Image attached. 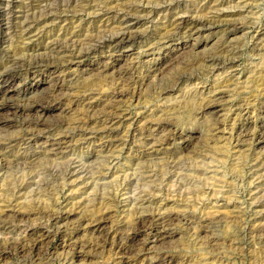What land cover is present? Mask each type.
<instances>
[{
  "label": "rangeland",
  "instance_id": "374dc122",
  "mask_svg": "<svg viewBox=\"0 0 264 264\" xmlns=\"http://www.w3.org/2000/svg\"><path fill=\"white\" fill-rule=\"evenodd\" d=\"M128 3L140 6L132 43L73 60L72 40L91 47L87 38L120 26ZM27 13L49 14L23 34ZM170 14L204 16V25L164 39ZM32 54L44 62L13 64ZM5 69L0 218L12 226L0 243L14 244L3 245L0 264H264V0H0ZM36 99L43 111L1 108ZM169 213L159 229L132 226L140 214Z\"/></svg>",
  "mask_w": 264,
  "mask_h": 264
},
{
  "label": "bare ground",
  "instance_id": "6f19581e",
  "mask_svg": "<svg viewBox=\"0 0 264 264\" xmlns=\"http://www.w3.org/2000/svg\"><path fill=\"white\" fill-rule=\"evenodd\" d=\"M208 1V0H207ZM213 2V1H212ZM138 3V2H137ZM140 3V2H139ZM46 4V3H45ZM141 4V3H140ZM209 4V3H208ZM212 4V3H211ZM210 4V5H211ZM38 5V4H37ZM49 5V4H48ZM205 5V4H204ZM208 6V5H207ZM206 6V7H207ZM44 7V6H43ZM45 7H47V6H45ZM44 7V8H45ZM206 7H202L201 9H202V11L203 10H206ZM39 8H41V7H39ZM139 8H140V6L139 5H136V4H134V3H128V4H125V5H122V7H121V11H122V13H121V15H120V17H122V19H121V21H120V26H118V27H111V28H109V30L107 29H105V30H103V32H102V34L100 35V36H92V37H89V38H87V40L89 39L91 42H93V44H91V47L89 46V48L87 47V49H82L80 46H79V43H76V41L75 40H72V42L70 43V45H71V48H73V49H75V51H73L72 53H71V56H72V59L74 60V59H76V58H79V59H81L82 57H86V56H88V55H90L91 53H96L103 45H113L114 46V48L116 49V48H121V47H126V46H128V45H130L131 43H132V41L134 40V34L131 32V29H132V26H130V20H129V18H130V16H133L132 14H134V12H136V11H138L139 10ZM209 8H210V6H209ZM215 8V7H214ZM218 8V7H217ZM29 9V8H28ZM47 9H49V7L47 8ZM199 9V8H198ZM198 9H197V11H198ZM216 9V8H215ZM213 10V9H212ZM35 11H37V10H35ZM41 11H44L43 9L41 10ZM46 11V10H45ZM120 11V10H119ZM196 10H195V12H197ZM201 11V12H202ZM48 12V11H47ZM199 12V11H198ZM200 13V12H199ZM49 14V13H48ZM47 14V15H48ZM34 16H30L28 13L26 14V16L24 17V19L25 20H23V22H22V24H21V26H20V30L22 29V31L24 32L23 34H25V33H31L32 31H33V27H35V26H33V24L35 25V24H39V22L41 21V18H43L44 16H47V15H42L41 16V18L39 17V16H37V18H36V15L35 14H33ZM41 15V14H40ZM135 15V14H134ZM184 15V14H183ZM190 16V15H189ZM195 16V15H194ZM194 16H192V17H194ZM198 16V15H197ZM191 17V18H192ZM198 17H200V16H198ZM202 17H204V16H202ZM202 17H200V18H197L195 21L194 20H191L190 18H185L184 16H182V14H180V15H176V14H170V15H168V16H164V18H168V20L169 19H171V18H173V20L171 19L170 20V24H169V26L171 27L170 29L171 30H166V31H164V33H162L161 34V36L164 34V35H166V37H164V39L165 38H168V36L169 35H172V34H170L169 32L170 31H175V33H177V32H180L181 30H183V29H188L189 31H191V30H195V29H198V28H200L199 27V25H201V24H203L204 25V23H200V24H198V21L200 22V20H203L204 18H202ZM195 18V17H194ZM205 18H207V17H205ZM193 19V18H192ZM8 20H9V18H8ZM12 20V19H11ZM15 20V19H14ZM30 20V22L31 23H33V24H31L30 22H27V21H29ZM25 21L27 22L26 24H25ZM164 21H165V19H164ZM204 21H207V20H204ZM18 22V21H17ZM208 22V21H207ZM14 23V22H13ZM167 24H168V22H167ZM19 25V24H18ZM16 26V25H15ZM33 26V27H32ZM166 26V25H165ZM9 27V26H8ZM14 27V26H13ZM17 27V26H16ZM15 27V28H16ZM23 28H25V29H23ZM166 28V27H165ZM17 29H18V27H17ZM187 31V30H186ZM109 32V33H108ZM188 32V31H187ZM22 34V35H23ZM100 34V33H99ZM98 34V35H99ZM168 34V35H167ZM174 34V33H173ZM163 39V40H164ZM82 41V40H81ZM59 42V41H58ZM58 42H54L53 44H52V47H53V49H59V50H62V48L64 47L63 45L65 44H60V43H58ZM68 42V41H67ZM70 42V41H69ZM86 42V41H85ZM90 42V43H91ZM62 43V42H61ZM89 43V42H88ZM68 47H69V45L68 44H66ZM65 45V46H66ZM80 45H83L82 43L80 44ZM66 46V47H67ZM29 47V46H28ZM24 49V48H23ZM27 49V48H26ZM65 50V49H64ZM51 51H52V48H51ZM55 52V51H54ZM25 53V52H24ZM60 53H61V51H60ZM66 53H67V51H66ZM30 54V53H29ZM39 54V53H38ZM40 55V54H39ZM38 55V56H39ZM44 56V55H43ZM22 57V56H21ZM13 61H14V63L13 64H18L19 66H21V65H23V66H28V67H37L39 64H41L42 62H44V59H43V57H36V55L34 56V54H32V55H29V56H24V57H22V58H18V59H13ZM188 62V61H187ZM195 62V61H194ZM198 62V61H197ZM207 62H211V63H215L216 62V56H214V55H212V56H208L207 57ZM12 65V64H11ZM190 66V65H189ZM205 66V65H204ZM185 67H188V66H185ZM6 68V67H5ZM193 69V68H192ZM10 70V69H9ZM9 70L8 69H5L4 71H0V78L1 77H3V76H5V75H7L8 73H9ZM127 70V69H126ZM125 70V68L124 69H121V70H119L120 71V74L119 75H124V73L125 74H127L128 72ZM173 77V76H172ZM122 79V78H121ZM175 79V78H174ZM180 79V76L179 77H177L176 79H175V81H178ZM127 80V79H126ZM125 80V81H126ZM168 81V80H167ZM174 81V82H175ZM124 82V81H123ZM127 82V81H126ZM168 83V82H167ZM119 91V90H118ZM122 92H124V91H122L121 90V93ZM112 94V93H111ZM114 94V93H113ZM122 95H123V93H122ZM114 96H116L115 94H114ZM207 99V98H206ZM7 100V99H6ZM43 100V99H42ZM204 101H203V103H202V105H203V107H207V108H209V107H211L212 106V104L214 103V101L215 100H213V99H209V100H207V101H205V99H203ZM29 101V100H28ZM44 101V100H43ZM43 101H41V99H36L35 101H33V102H30L29 101V103H24V104H20V103H13V102H9V101H6V102H2V106H1V108H6V109H9V110H12V113H18V112H24V111H29V112H31L32 110H34V109H36V111L38 112L40 109V107H41V105H39V103L40 102H43ZM43 104V103H42ZM44 107H45V105H44ZM41 109H42V107H41ZM44 109H42V111H43ZM200 110V109H199ZM204 110V109H203ZM263 113V112H262ZM34 116V115H33ZM40 116V115H39ZM1 117V116H0ZM5 117V116H4ZM2 118V117H1ZM0 118V119H1ZM9 118V117H8ZM215 120L213 121V124H214V126H215V128H217L218 127V125H219V122L216 120V118H214ZM2 120H4V122L5 121H7V118L5 117V118H2ZM34 120V119H33ZM60 120V119H59ZM222 120V119H221ZM153 121V120H152ZM152 121L149 123V122H147V123H145V125L143 126V127H141L140 128V131H143V130H145V129H150V128H152L154 125H152ZM264 122V121H263ZM173 124V122L171 123V121H166V122H164V121H161V120H159L157 123H156V125L158 126L157 128H162V129H164V130H169V131H171L172 130V125ZM213 127V126H212ZM213 129V128H212ZM159 130V129H158ZM246 131V130H245ZM254 131V130H253ZM261 132H263L261 135L262 136H260L261 138H263L264 139V125H263V127L261 128V130H260ZM247 132V131H246ZM254 134H255V132H253ZM257 133V132H256ZM254 136H256V134L254 135ZM160 137V136H159ZM259 137V138H260ZM171 139V137H168V138H165V139H163L164 141H168V140H170ZM168 143V142H167ZM5 152V151H4ZM46 152V151H45ZM0 154H2L1 153V150H0ZM46 155V154H45ZM49 155H50V153H49ZM48 155V156H49ZM110 156V155H109ZM18 157H19V155H18ZM17 157V158H18ZM26 158V157H25ZM28 158V157H27ZM45 158V157H44ZM113 156L112 157H108V159H107V161L106 162H111V161H113ZM116 158V157H115ZM114 158V159H115ZM22 163V162H21ZM73 164H71V163H69V165L67 166V169L64 171V175H66L67 177L68 176H70V175H72L73 173H74V171H75V168H74V166H72ZM260 165V163H258V166ZM262 165H264L263 163L261 164V166ZM76 166V165H75ZM108 166V165H107ZM106 166V167H107ZM112 167V166H111ZM259 168V167H258ZM49 169V168H48ZM53 170V169H52ZM51 170V171H52ZM46 171V170H45ZM52 173V172H51ZM54 173V172H53ZM110 173V172H109ZM263 174V173H262ZM155 174H153V175H151V177H153ZM260 176V175H259ZM261 177V176H260ZM34 178V177H33ZM32 178V179H33ZM65 178V177H64ZM262 178V177H261ZM66 179V178H65ZM264 179V178H263ZM261 181V180H260ZM21 182H23V181H21ZM32 182V181H31ZM35 182V181H34ZM42 182V181H41ZM38 183V182H37ZM20 186V185H19ZM23 187H25L24 185L23 186H21V189L23 188ZM41 188V187H40ZM20 189V188H19ZM15 190V189H14ZM10 191V190H9ZM16 191V190H15ZM12 192V191H11ZM14 193V192H13ZM10 194H12V193H10ZM151 195V194H150ZM144 196V195H143ZM153 196H155V195H153ZM153 196H149L148 198H146V199H144V201H146V202H149V203H154V202H156V200H157V197L155 198V197H153ZM143 198V197H142ZM262 198L263 199H261V198H259L260 200H258L257 201V203H256V205L257 204H260V205H262V204H264V194H263V196H262ZM255 200V199H254ZM10 201V200H9ZM163 202V201H162ZM228 202V201H227ZM256 202V201H255ZM226 203V202H225ZM23 205V204H22ZM31 206V205H30ZM13 207V206H12ZM32 207V206H31ZM34 207V206H33ZM15 208H16V206H15ZM23 208H24V206H23ZM262 208V207H261ZM1 210V209H0ZM13 210H15V209H12V211ZM20 210V208H18V212H20V214H21V212L23 211H19ZM26 209H24V212H22V213H25L26 214V212H28V211H25ZM29 210V209H28ZM185 211V210H184ZM1 212V211H0ZM4 212V211H3ZM17 212V211H16ZM30 212V211H29ZM12 213V212H11ZM48 213V212H47ZM64 213V212H63ZM177 213H178V211H177ZM55 214H57V213H55ZM55 214H53V216H55V218H58V217H60V215H55ZM137 214V213H136ZM261 214V213H260ZM43 215H45V214H43ZM52 215V214H51ZM50 215V216H51ZM17 216V215H16ZM22 216V215H21ZM261 216V215H260ZM4 217V216H3ZM10 217H12V216H10ZM19 217V216H18ZM156 217V220H154V218ZM6 218V216L4 217V218H2V216H1V220H0V230L1 229H7L8 228V225L10 224L9 223V221L7 222L6 220L7 219H5ZM8 218V217H7ZM13 218H15V217H13ZM25 218V217H24ZM50 218V217H49ZM178 218H180V219H185V220H187V221H190L189 223H193V224H197V227H207V226H205L204 225V223L206 222V219L205 218H203V217H198V216H193L192 214L191 215H189V214H187V213H182L181 215H179L178 216ZM21 219V218H20ZM22 219H23V217H22ZM175 218L173 217V216H171L170 215V213H169V215L168 216H164V215H154V214H152V215H142V214H140V215H138L136 218H135V220H133V223H132V226H134L135 227V229L136 230H138V229H141V228H147V229H151V230H155V229H159V226H161L162 224H164L165 222H168V221H173ZM128 221V220H127ZM156 221V222H155ZM208 221V220H207ZM128 223V222H127ZM125 224H126V222H125ZM259 224V223H258ZM264 224V223H263ZM262 224V225H263ZM15 225V224H14ZM13 225V226H14ZM261 225V224H260ZM9 226H12V225H9ZM163 226V225H162ZM156 227V228H155ZM262 227V229H264L263 227H264V225L263 226H261ZM260 228V227H259ZM132 229H134V228H132ZM10 230H12V229H10ZM144 230V229H143ZM5 231V230H4ZM35 232H37V231H35ZM44 232V231H43ZM34 233V232H33ZM32 233V234H33ZM36 234V233H35ZM34 234V235H35ZM41 234V233H40ZM39 234V235H40ZM43 234V233H42ZM38 235V236H39ZM33 236V235H32ZM11 238V237H10ZM23 238V237H22ZM30 239H31V236L29 237ZM29 238H28V240H29ZM21 239V238H20ZM32 239H34V238H32ZM36 239V238H35ZM4 240V239H3ZM13 239H11V240H4V241H2L3 243H0V251L1 250H4L3 249V245H6V244H9V243H11V244H14V241H12ZM22 241V240H21ZM36 241H38V240H36ZM17 242V240L15 241V243ZM10 244V245H11ZM13 247V246H12ZM16 248V247H15ZM136 254V253H135ZM41 255H43L44 256V258L46 257L47 259H48V256H47V254H41ZM39 257V256H38ZM37 257V258H38ZM35 258V257H34ZM40 258H43V257H40Z\"/></svg>",
  "mask_w": 264,
  "mask_h": 264
}]
</instances>
